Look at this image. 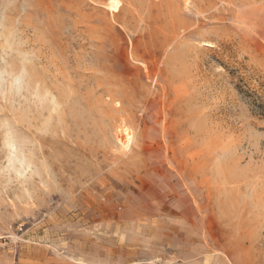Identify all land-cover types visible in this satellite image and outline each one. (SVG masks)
<instances>
[{"label": "rangeland", "instance_id": "rangeland-1", "mask_svg": "<svg viewBox=\"0 0 264 264\" xmlns=\"http://www.w3.org/2000/svg\"><path fill=\"white\" fill-rule=\"evenodd\" d=\"M119 1L0 0V264H264V0Z\"/></svg>", "mask_w": 264, "mask_h": 264}, {"label": "bare ground", "instance_id": "bare-ground-1", "mask_svg": "<svg viewBox=\"0 0 264 264\" xmlns=\"http://www.w3.org/2000/svg\"><path fill=\"white\" fill-rule=\"evenodd\" d=\"M108 6L109 10L113 13H119L121 10V3L119 0H109ZM125 136L126 141L123 142V147L129 149L132 144V136L130 133H127V131H125Z\"/></svg>", "mask_w": 264, "mask_h": 264}, {"label": "built area", "instance_id": "built-area-1", "mask_svg": "<svg viewBox=\"0 0 264 264\" xmlns=\"http://www.w3.org/2000/svg\"><path fill=\"white\" fill-rule=\"evenodd\" d=\"M3 248H4V245H3V243H2V241L0 239V255H1V252H2Z\"/></svg>", "mask_w": 264, "mask_h": 264}]
</instances>
